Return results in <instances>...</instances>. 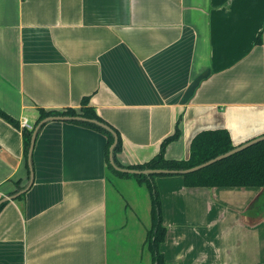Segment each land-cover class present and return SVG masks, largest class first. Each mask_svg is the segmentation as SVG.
Instances as JSON below:
<instances>
[{
    "label": "crops",
    "instance_id": "1",
    "mask_svg": "<svg viewBox=\"0 0 264 264\" xmlns=\"http://www.w3.org/2000/svg\"><path fill=\"white\" fill-rule=\"evenodd\" d=\"M83 98L120 138L116 168L176 128L167 159L203 130L264 134V0H0V109L19 123L0 117V264H151L145 184L109 169L104 133L38 121ZM155 183L167 262L264 264L260 188Z\"/></svg>",
    "mask_w": 264,
    "mask_h": 264
},
{
    "label": "trees",
    "instance_id": "2",
    "mask_svg": "<svg viewBox=\"0 0 264 264\" xmlns=\"http://www.w3.org/2000/svg\"><path fill=\"white\" fill-rule=\"evenodd\" d=\"M260 43V39H257ZM48 116H82L86 120L71 119V122L88 126L94 130L100 131L106 135V154H109V147L114 141V136L105 128L89 121L101 119L96 115L94 109L89 105L88 98H83L80 104V112L68 108L62 112L39 110L38 121ZM0 117L15 127H19L17 120L0 109ZM23 143L27 150L30 144L32 130L22 128ZM179 129L163 139L160 144L158 153L150 160L144 163H138L125 166L124 168L134 170L144 169H167V170H184L193 166L204 163L218 155L232 150L230 135L226 129L203 130L197 133L189 145V155L186 159H167L165 158V148L171 141L178 138ZM121 149V141L117 136V141L112 148V158L115 165V153ZM109 169L116 175L126 178H134L138 183L145 184L148 189L151 209V226L146 232L145 244L151 254V264H172L165 260L160 250V245L166 236V227L162 221V207L160 192L155 183V178L159 176L181 175L184 185L187 187H258L261 189L258 197L250 204V209L260 212V207H264V140L252 144L240 151H237L223 159L215 161L199 170L185 174H132L115 169L108 159ZM123 167V166H119ZM260 203V204H259ZM256 209V210H255Z\"/></svg>",
    "mask_w": 264,
    "mask_h": 264
},
{
    "label": "water",
    "instance_id": "3",
    "mask_svg": "<svg viewBox=\"0 0 264 264\" xmlns=\"http://www.w3.org/2000/svg\"><path fill=\"white\" fill-rule=\"evenodd\" d=\"M45 119H61V120H71V119H75V120H86L85 118H83L82 116H75V117H68V116H51V117H47ZM103 128H105L106 130H108L109 132L112 133V135L114 136V141L112 143V145L110 146V162L111 164L114 166V163H113V160H112V148L114 147L116 141H117V135L116 133L114 132L113 129H111L109 126L105 125L104 123L100 122V121H97V120H89ZM37 127L35 128L34 130V133L32 134L31 136V140H30V144H29V149H28V159H30V155H31V151H32V147H33V144H34V134H35V131H36ZM264 140V134L260 135V136H257L255 138H252L240 145H237L235 146L232 150L226 152V153H223L221 155H218L216 156L215 158H212L204 163H201L199 165H196V166H193L191 168H188V169H184V170H167V169H144V170H134V169H128V168H115L120 170V171H123V172H126V173H132V174H144V175H155V174H185V173H189V172H193V171H196V170H199L207 165H210L211 163H214L215 161H218L220 159H223L237 151H240L252 144H255L259 141H262Z\"/></svg>",
    "mask_w": 264,
    "mask_h": 264
},
{
    "label": "rangeland",
    "instance_id": "4",
    "mask_svg": "<svg viewBox=\"0 0 264 264\" xmlns=\"http://www.w3.org/2000/svg\"><path fill=\"white\" fill-rule=\"evenodd\" d=\"M157 178V177H156ZM260 204V203H259ZM260 209H261V211H264V207L262 206V207H260ZM256 210V209H255ZM146 237V236H145ZM144 243H145V241H144Z\"/></svg>",
    "mask_w": 264,
    "mask_h": 264
}]
</instances>
